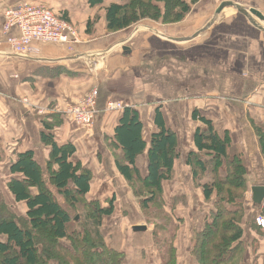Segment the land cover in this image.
Returning a JSON list of instances; mask_svg holds the SVG:
<instances>
[{"label":"crops","instance_id":"1","mask_svg":"<svg viewBox=\"0 0 264 264\" xmlns=\"http://www.w3.org/2000/svg\"><path fill=\"white\" fill-rule=\"evenodd\" d=\"M22 1L43 5L75 25L81 43L71 50L63 45H41L40 54L30 59L8 53L2 35L4 12ZM96 1L0 0V194L14 213L25 216L3 172L18 154L30 150L45 169L50 150L41 135L48 125L55 142L74 146V164L92 173L87 198L104 201L114 197L117 203L122 195H131L116 169L122 151L110 143L121 114L103 109L110 101L134 108L146 141L155 132L154 111L161 106L166 128L175 133L179 155L173 178L163 188L172 186L178 191L185 187L173 194L188 196L191 189L199 194L195 201L186 199L189 206L179 208L183 223L175 241L174 264H195L190 255L192 239L201 229L200 209L206 205L185 164L187 154L195 150V129L202 126L192 119L193 111L209 120L219 135H229L231 153L239 155L246 166L247 203H253L252 188L264 187V159L256 131L264 132V21L247 13L253 8L264 16V0H210L211 4L198 0L179 26L158 24L156 29H146L139 25L132 33H126L130 27L117 32L106 29L105 8L120 0ZM93 89L98 91L99 113L90 130L54 111L77 103ZM38 108L43 109L41 113ZM136 165L144 174L146 153L137 157ZM263 208L264 200L256 210ZM117 215L113 213L111 219ZM106 219L101 234L107 244L114 243L124 252L122 264H162L151 227L128 225L125 216L119 219L121 223L114 219L108 227ZM135 225L146 226V231L134 232L131 227ZM259 243L264 247V241ZM251 261L250 256L245 263Z\"/></svg>","mask_w":264,"mask_h":264},{"label":"trees","instance_id":"2","mask_svg":"<svg viewBox=\"0 0 264 264\" xmlns=\"http://www.w3.org/2000/svg\"><path fill=\"white\" fill-rule=\"evenodd\" d=\"M197 2L120 0L105 8L106 29L125 30L145 19L179 23ZM121 103L126 108L120 111L110 142L114 149L122 151L115 161L116 169L138 200L141 212L147 213L148 226H153L152 243L162 264H174L178 251L175 241L182 220L174 215L168 217L163 183L173 178L174 163L179 159L176 136L166 128L158 106L153 119L155 132L143 140V124L135 109ZM192 119L200 121L202 126L195 129V150L187 154L185 164L208 207L201 229L192 239V260L195 264H246L251 256V263L264 264V247L259 243L264 241L261 231L264 228L256 223L258 217H264V208L259 211L256 209L261 205L247 203L246 166L239 155L231 153L227 133L219 135L213 124L197 111H193ZM256 129L264 159V132ZM45 130L41 137L50 152L44 170L32 150L18 154L5 167L10 178L8 190L14 201L24 206L25 216L14 213L0 194V264H122L124 252L114 243L107 244L101 234L105 218L108 224L109 220L112 225L116 222L115 218L111 219L116 212V198L89 200L92 173L74 164L71 158L75 148L71 143L59 144L50 132L51 127L46 125ZM144 153L147 167L142 174L136 159ZM202 179H208L209 184H200ZM174 199L177 201L172 206L186 204L184 197ZM77 210L84 211L79 214L75 213ZM165 219L175 221L173 230L161 223Z\"/></svg>","mask_w":264,"mask_h":264},{"label":"built area","instance_id":"3","mask_svg":"<svg viewBox=\"0 0 264 264\" xmlns=\"http://www.w3.org/2000/svg\"><path fill=\"white\" fill-rule=\"evenodd\" d=\"M17 33V35L15 34ZM3 42L8 53L23 59L37 57L41 45H63L69 50L79 43L80 33L71 23L62 20L52 10L43 6L22 1L7 8L2 25ZM98 91L91 90L83 95L74 105H66L64 109L56 107L55 112L72 118L84 130H90L99 110L97 109ZM23 103L30 106L27 100ZM126 105L119 101L107 102L104 112H120ZM43 109L38 108L41 113ZM256 223L264 228V217H258Z\"/></svg>","mask_w":264,"mask_h":264},{"label":"rangeland","instance_id":"4","mask_svg":"<svg viewBox=\"0 0 264 264\" xmlns=\"http://www.w3.org/2000/svg\"><path fill=\"white\" fill-rule=\"evenodd\" d=\"M204 1L206 3L211 4L210 0H204ZM209 4H206V5L210 6ZM204 7H205V5L202 7L203 10L205 9ZM199 8H201V7L199 6ZM213 10L211 12H213ZM196 12L197 13H201L200 9H198V11L196 10ZM179 23H168V24L166 23V24H163L160 21H154V20L145 19V20H142V21L134 24L133 26H131L129 29H127L126 33L134 32L137 29V27H139V25L140 26H145L146 29H156L157 28L156 25H158V24L159 25L160 24L161 25H166L167 27H169V26L172 27V26H179ZM160 27H162V26H160ZM80 41H81V39H79V43H81ZM5 173H6V170L3 172V174L5 175ZM201 183H208L209 184V180L208 179H202L200 181V184ZM181 190H186V188L182 187L181 189H178V191L173 189L172 186L163 188V199H164L165 204H166L165 210L167 211L166 213L168 214V217L169 216L171 217L172 215H174L175 217L179 218L181 216L179 208H183V207L180 204H178V203L176 204V207L172 206V204H171L173 201H177V200L174 199V197H184V199H187L189 197L190 199L192 198L194 201L196 200L197 197H199V194H196L194 189H191V190L187 191L188 194H189L188 196H186L185 193H183V194H173L174 192L179 193V191H181ZM196 190H198V189H196ZM198 191H200V190H198ZM131 195H126V196L122 195L123 197H120L118 199V202L116 204V213H118L117 216H121L119 219H122V217L124 215H127L128 216V220H129L128 225H131V224H143L144 223L148 227V223L147 222H149V220H148V218H146L147 213L146 212H141L138 200L133 195L132 196ZM142 195H143V197H145L146 192L143 191ZM169 198H172V200H169ZM186 204H188V203L186 202ZM186 204L184 205V207L186 206ZM188 206H189V204H188ZM17 211H21V210H17ZM83 211L84 210H77L75 213L78 212L80 214V212H83ZM200 212H201V215H200L201 217H202V215H203V217L206 216V214L208 213V207H206V209H203V210L200 209ZM197 215H199V214H197ZM81 216H82V214H81ZM76 217L79 219L80 216L77 214ZM160 218L162 219L163 216L161 215ZM119 219H115V220L119 221ZM161 221H162L161 223L162 224L163 223L166 224L167 227H169L170 230L171 229L173 230L175 228V226H176L175 221L173 219H171L169 221H168V219L161 220ZM182 223H183V221L181 222V224ZM111 225H112L111 220H109L108 227L111 226ZM141 226H144V225H141ZM149 228L152 229L153 226L150 225ZM170 234L171 233H169L168 236ZM252 246L254 247L253 244H252ZM243 252H244V249L242 248V250L239 252V254L242 255ZM251 264H253V263H251Z\"/></svg>","mask_w":264,"mask_h":264},{"label":"water","instance_id":"5","mask_svg":"<svg viewBox=\"0 0 264 264\" xmlns=\"http://www.w3.org/2000/svg\"><path fill=\"white\" fill-rule=\"evenodd\" d=\"M231 5H233V4H231ZM239 12L242 13V14H245V12H243L241 10ZM247 13L252 15V16H254V17H256V18H258L261 21H264V16L256 9H253V8L249 9L247 11ZM251 191H252V202L255 205H261L263 200H264V187H254V188L251 189ZM132 230L134 232H143V231H146V227L138 225V226H134L132 228Z\"/></svg>","mask_w":264,"mask_h":264}]
</instances>
